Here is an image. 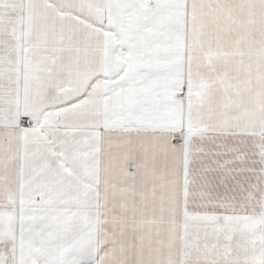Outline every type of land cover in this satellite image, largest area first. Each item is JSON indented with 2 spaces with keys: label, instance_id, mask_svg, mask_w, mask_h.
Segmentation results:
<instances>
[{
  "label": "snow or ice",
  "instance_id": "6c2138e0",
  "mask_svg": "<svg viewBox=\"0 0 264 264\" xmlns=\"http://www.w3.org/2000/svg\"><path fill=\"white\" fill-rule=\"evenodd\" d=\"M0 264H264V0H0Z\"/></svg>",
  "mask_w": 264,
  "mask_h": 264
}]
</instances>
